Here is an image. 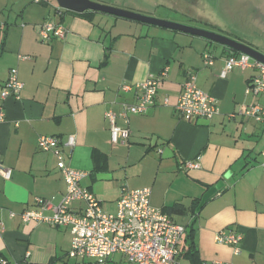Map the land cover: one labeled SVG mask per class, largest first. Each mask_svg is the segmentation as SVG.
<instances>
[{
  "label": "crops",
  "instance_id": "obj_1",
  "mask_svg": "<svg viewBox=\"0 0 264 264\" xmlns=\"http://www.w3.org/2000/svg\"><path fill=\"white\" fill-rule=\"evenodd\" d=\"M1 4L0 8H6L8 0ZM250 5L259 26L255 38L263 42L264 0H252ZM14 12L17 17L11 26L6 17L0 18V32L6 28L0 38V89L11 67L17 68L23 82L18 97L0 100L5 114L0 122V155L3 165L11 169L8 179L0 174V260L6 264L75 263L67 255L69 228L23 223L18 215L33 207L34 197L57 202L66 190L58 160L38 147V137L54 135L64 141L73 135L72 148L62 146L66 162L86 172L80 183L102 207L113 208L109 211L116 210L122 188H150V202L159 208L174 202L190 208L192 200L199 198L200 204L208 189L223 182L195 212L188 209L183 215H171L185 226L179 264H192L183 257L190 228L201 263L264 264V123L239 112L258 99L244 93L256 70L236 68L222 78L219 72L233 52L221 44L103 12H73L59 8L55 0H24ZM45 20L62 23L67 28L65 37L41 41L37 27ZM232 38L264 52V46ZM205 51L213 57L210 66L203 63ZM164 70L154 105L144 114L129 113L127 123L117 118L116 123L129 133L112 142L104 112H118L120 102L134 101L133 93L120 90V84L160 77ZM189 73L218 103L220 113L210 120L189 122L174 110ZM94 149L102 154H97V160ZM144 158L156 162L158 170L166 163L171 166L172 191L157 193L158 174L152 181L122 178L126 172L121 168L125 171ZM194 160L199 166L187 168L186 163ZM10 211L16 215L10 217ZM221 229L242 235L238 254L231 245L214 240ZM123 262L120 256L115 260Z\"/></svg>",
  "mask_w": 264,
  "mask_h": 264
},
{
  "label": "built area",
  "instance_id": "obj_2",
  "mask_svg": "<svg viewBox=\"0 0 264 264\" xmlns=\"http://www.w3.org/2000/svg\"><path fill=\"white\" fill-rule=\"evenodd\" d=\"M37 32L41 41L51 37L63 39L67 28L62 23L45 20L39 24ZM202 57L205 65L213 64V57L208 51L203 52ZM236 68L256 70L248 80L244 93L258 98L239 112L264 123V63L241 52L230 53L225 58L219 76L225 78ZM165 74L166 70L160 73V77L149 76L135 84L126 82L120 84V90L133 93L134 101L120 102L118 112L112 110L104 112L112 142H117L119 138H127L129 133L127 127L116 123L117 118L121 117L127 123L129 113H146L155 103L158 81ZM22 88L23 82L18 79L17 68H9L7 78L1 85L0 100L9 96L18 97ZM1 101L0 122L5 119ZM174 110L180 118L189 122L210 120L220 113L216 99L197 86L193 73H189L182 83ZM37 144L41 150L51 151L58 160L66 190L57 202L50 198L34 197L33 207L18 214L23 223L34 221L51 227L69 228L71 241L67 255L72 259H104L119 255L124 264H179L185 226L175 222L162 208L151 204L150 188H122L116 210H104L101 201L80 183L86 172L73 168L66 162L62 146L72 148L75 144L73 135H68L64 141L58 136L42 135L38 137ZM261 155L264 157V148ZM198 166L197 160L186 163L187 168ZM0 174L6 179L11 175V169L3 165L1 155ZM15 215L14 212H9L10 217ZM214 240L219 244L231 245L233 253L238 254L242 235L239 232L221 229L215 232ZM0 264H6V261L0 260ZM212 264L232 263L213 261Z\"/></svg>",
  "mask_w": 264,
  "mask_h": 264
},
{
  "label": "rangeland",
  "instance_id": "obj_3",
  "mask_svg": "<svg viewBox=\"0 0 264 264\" xmlns=\"http://www.w3.org/2000/svg\"><path fill=\"white\" fill-rule=\"evenodd\" d=\"M24 0H8V6L6 8H0V18L6 17L8 23L11 26L15 16L16 8L18 7L19 2ZM96 1V0H94ZM109 5L116 6L122 9L139 12L146 15H151L154 17L162 18V15H168L172 17L173 21H185L179 22L183 24H188L200 28H205L213 30L230 37L236 36L252 41L255 46H264V41H258L255 37V31L259 26L255 24L254 13L251 10L250 1L252 0H108ZM99 2V1H98ZM0 2V5H2ZM118 5V6H117ZM13 6V7H12ZM14 11H13V10ZM145 11H149L147 13ZM151 12L153 14H151ZM186 13V14H184ZM166 19V18H164ZM171 20V19H168ZM1 21V20H0ZM7 21V20H6ZM3 36V33L0 32V38ZM251 39L249 40L248 39ZM213 50H216L212 47ZM256 73V72H255ZM262 99V98H261ZM131 149V155L135 154ZM158 150L160 148H157ZM126 148L121 150L123 154ZM158 156H163L162 154L157 153L155 150L154 153ZM150 159H141L139 164H133L130 169L125 167L121 170L125 173L122 175V178H130V180H145L152 181L157 175V193H161L166 189L173 190L171 166L169 164H163V167L158 170L156 167V162H152ZM159 171V172H158ZM124 183V182H123ZM150 185V184H149ZM171 185V186H170ZM106 209H113L104 204L103 206ZM108 210V211H109ZM119 255H113L107 259H93L86 258L85 260H74L69 259L71 263L74 264H116L115 260ZM77 262V263H76ZM124 264V262H123Z\"/></svg>",
  "mask_w": 264,
  "mask_h": 264
},
{
  "label": "water",
  "instance_id": "obj_4",
  "mask_svg": "<svg viewBox=\"0 0 264 264\" xmlns=\"http://www.w3.org/2000/svg\"><path fill=\"white\" fill-rule=\"evenodd\" d=\"M59 8L70 10L73 12L81 13L86 10L103 12L106 14L132 19L135 21L148 23L175 31H180L183 33H188L202 38L208 39L215 43L221 44L227 48L229 51H237L249 55L253 59L264 63V52L258 50L257 48L243 42L232 38L228 35L200 28L188 24L179 23L173 20H168L164 18H158L151 15L142 14L139 12H134L126 9H122L116 6H112L106 3H101L94 0H55ZM227 176V174L225 175ZM223 186V182H218L215 186L208 189L201 197L199 207L212 195H214Z\"/></svg>",
  "mask_w": 264,
  "mask_h": 264
},
{
  "label": "trees",
  "instance_id": "obj_5",
  "mask_svg": "<svg viewBox=\"0 0 264 264\" xmlns=\"http://www.w3.org/2000/svg\"><path fill=\"white\" fill-rule=\"evenodd\" d=\"M2 31H3V36H4L5 32H6L5 26H4V28H2ZM231 52L237 53V51H231ZM97 154H99L100 156L102 155L98 150L94 149L93 150V159L97 158ZM97 166H99V162H96L95 169H96ZM100 167H104V166L101 165ZM198 204H199V198L192 200L190 208H187L181 202H174L173 204H171L169 206H166V207H164L162 209L165 212H167L168 214H170V215H173V214L183 215V214H185L187 212L188 209H190L193 212H195L196 209H197ZM192 232H193V228H190V229L187 230V235H186L187 238L185 237V240L187 241V239H188L190 241H188V243L186 244L187 247H186V250L183 252V257L189 259L192 264H203V263H201V261L199 259L196 246H195L193 240L191 239ZM180 256H181V253H180Z\"/></svg>",
  "mask_w": 264,
  "mask_h": 264
}]
</instances>
